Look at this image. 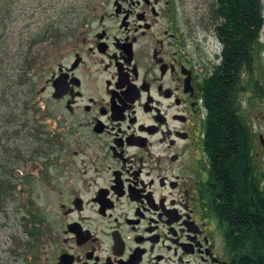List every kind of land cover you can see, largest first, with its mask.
<instances>
[{"label": "flooded vegetation", "instance_id": "obj_1", "mask_svg": "<svg viewBox=\"0 0 264 264\" xmlns=\"http://www.w3.org/2000/svg\"><path fill=\"white\" fill-rule=\"evenodd\" d=\"M192 1L65 0L27 42L48 75L0 113V162L15 140L37 153L15 161L37 213L28 264H264V22L222 93L233 0Z\"/></svg>", "mask_w": 264, "mask_h": 264}, {"label": "rangeland", "instance_id": "obj_2", "mask_svg": "<svg viewBox=\"0 0 264 264\" xmlns=\"http://www.w3.org/2000/svg\"><path fill=\"white\" fill-rule=\"evenodd\" d=\"M63 1L65 3V0ZM63 1L60 0L51 7V5H46L49 0H40L43 4L40 7L38 5L40 3L39 0H26L24 7H26L28 12H34L36 9L37 11L30 15L28 12L25 14L17 13L8 20L5 16L7 5L5 4V0H0V113L3 111L4 116L6 115V111L8 114V112L16 110V107L19 105L18 101L22 95L28 96L27 94H29L30 89L34 85L32 80H30L31 84H29L28 78L30 76L36 75L41 68L43 71L42 78H46L48 75L44 66L48 60L47 56H45L47 50L46 44L39 45L36 43L31 49L25 51L28 48L26 44L29 39L33 40V36L38 37L39 33L36 32L39 31V25L49 18L46 16L50 14L52 16L56 14L61 15L62 12L65 14L68 8L63 5ZM197 2L193 3L192 0H187L185 8L188 13L193 6L197 5ZM15 8L19 9L17 5ZM41 8H45L47 12H44ZM77 13V6L73 8L72 12L69 11V15ZM261 38L264 40V26L261 31ZM262 47V50H264V44ZM36 57L37 59H35ZM40 57L45 61L42 62L43 67L38 66L40 62L38 58L40 59ZM31 62L33 64L32 68H30ZM24 63L26 64L24 65ZM255 65L258 77L264 79V51L259 54ZM2 68L5 73H2ZM47 95L48 93H46ZM14 137L19 138L17 135L12 138L14 139ZM15 144L17 146L19 141L15 140L10 143L13 147H15ZM22 145L27 144L22 143ZM26 154L22 158L29 160L31 156ZM11 157L15 156L12 155ZM36 158L39 157L36 156ZM27 162H29L26 165L27 169L29 171L34 170V166L37 164L31 162V160ZM7 163L9 166L11 165L10 169L14 177L17 178L18 176L14 175L15 172L21 175L20 170L23 169L25 164L22 166L21 162ZM16 183L17 189L14 195L9 196L7 201L0 206V264H28L30 259V251L26 249V243L30 240L31 234L29 229L36 222L37 213L35 204L30 203V198L29 201H25L26 196H29V191L24 188L23 182L18 178ZM33 187L35 191L32 195H34L36 205L40 208L44 201L43 195L45 190L42 188L41 183L38 182H35ZM29 211H33L34 215H30Z\"/></svg>", "mask_w": 264, "mask_h": 264}, {"label": "trees", "instance_id": "obj_3", "mask_svg": "<svg viewBox=\"0 0 264 264\" xmlns=\"http://www.w3.org/2000/svg\"><path fill=\"white\" fill-rule=\"evenodd\" d=\"M232 6H233V16L231 20L233 21V35L228 36L227 41L229 42V44L226 45L225 53H224V61H223L224 72L222 77L223 80L222 83L224 84L221 90L222 93L223 92L227 93L228 92L227 90L231 85V83L228 82L227 80L231 79L230 72L232 71V69L233 72L235 71L234 75L236 76V79L237 80L241 79L240 69L242 68L244 57L246 55L245 49L246 51L248 49V47H246L244 44L243 32L249 33L248 34L250 38L249 49H250V55L252 57L253 53L256 50L255 49L256 44H258L259 31L264 22L263 18L258 13V10L256 11V7L257 6L259 7V0H233ZM247 12H249V17ZM224 24L225 27L227 28L228 23H224ZM2 73H5L4 69L2 70ZM5 132H6V128L0 127V141L4 140V137L6 136V134H4ZM1 138H3V140ZM25 150L21 146L16 148L13 146L6 147V145H4L3 148V152L5 151L10 152L9 162L12 163L15 161H19L21 159H26V158H22L23 155L26 154V152H27L26 155L31 156L30 158L35 157V155L37 154L34 150L32 151L30 148H27ZM12 155L15 157H11ZM7 164L4 160H1L0 162V206H2L7 201L9 196L14 195L17 189V183H16L17 178H15L12 174V171L10 169L11 165L9 166ZM31 203H33V201H31ZM29 214L34 215L33 211H29ZM25 226H27V224H25ZM36 231H37V226L34 223L33 226H31V228L29 229V232L31 234L30 240H28L26 243V249L27 250L29 249V251L33 245V240Z\"/></svg>", "mask_w": 264, "mask_h": 264}]
</instances>
